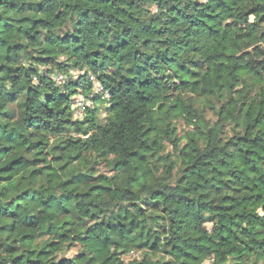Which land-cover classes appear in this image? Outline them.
Listing matches in <instances>:
<instances>
[{
	"label": "clouds",
	"instance_id": "1",
	"mask_svg": "<svg viewBox=\"0 0 264 264\" xmlns=\"http://www.w3.org/2000/svg\"><path fill=\"white\" fill-rule=\"evenodd\" d=\"M0 264H264V0H0Z\"/></svg>",
	"mask_w": 264,
	"mask_h": 264
}]
</instances>
